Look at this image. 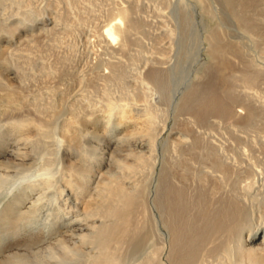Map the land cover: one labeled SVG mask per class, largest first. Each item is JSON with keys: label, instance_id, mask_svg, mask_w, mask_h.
Returning a JSON list of instances; mask_svg holds the SVG:
<instances>
[{"label": "bare ground", "instance_id": "1", "mask_svg": "<svg viewBox=\"0 0 264 264\" xmlns=\"http://www.w3.org/2000/svg\"><path fill=\"white\" fill-rule=\"evenodd\" d=\"M225 1L239 24L255 30L264 28L261 19L250 15L251 9L264 6V0ZM133 15L129 7H120L106 24L104 40L109 47L117 42L122 49L127 48L133 31L140 29ZM1 27L7 38L0 45V122L20 134L12 147L5 146L0 138V190L6 180L26 170L34 169L29 177L35 179L29 186L34 191L30 205L17 212V195L2 208L0 264H210V258L219 259V264H264V225H250L247 204L253 186H221L218 179L208 186V176L192 169L193 160L204 158L212 160L222 173L228 172L229 166L214 146L195 135L187 138L177 127L163 135L167 125L160 128L157 105L144 92L124 94L119 99L124 103L116 104L106 87L122 74L116 60L97 57L80 69L82 63L72 61L69 86L76 87L66 85L56 92V79L69 64L63 63L61 69L54 63L44 64L42 71L32 74L30 59L20 61L6 54L15 40L33 44L40 35L23 37L18 25ZM209 37V53L218 64L224 87L195 85L184 95L179 110L188 111L201 123L211 116L231 115L254 121L257 111L249 103L245 104L246 114L234 112L238 95L233 87L238 81L252 87L264 72L253 69L239 45L225 42L220 31H213ZM166 63L162 59L146 60L144 69L138 71L140 79L158 89L163 102L171 99L172 66ZM236 68L239 72H234ZM101 81L104 100L99 101L105 102L103 111L107 113L101 122L103 132L90 129L82 118L83 114L93 116V112L88 113L92 109L87 108L99 103L91 94ZM86 98L88 107L83 103ZM114 114L120 115L115 124L123 123L122 129L110 126ZM162 140L166 150L179 155L158 154ZM25 172L23 179H30ZM47 202L59 203V211L72 212L73 218L45 216V227L55 232L53 242L40 246L43 231H24L30 235L24 240H40L30 246L20 237L15 240L17 231L30 226L27 219L34 211L31 208L40 214ZM151 220L160 222L159 235L152 230Z\"/></svg>", "mask_w": 264, "mask_h": 264}, {"label": "rangeland", "instance_id": "2", "mask_svg": "<svg viewBox=\"0 0 264 264\" xmlns=\"http://www.w3.org/2000/svg\"><path fill=\"white\" fill-rule=\"evenodd\" d=\"M120 7H129L134 14L133 18L140 25V29L133 31L130 44L125 49H122L120 43L117 42L112 44L113 47H109L104 40L103 32L106 24L112 21ZM250 15H254L264 22V6L251 9ZM10 25H18L19 31L22 30L20 33L23 32V37L40 35L33 44L27 45L23 44L21 39L15 40L6 54L20 61L21 59L23 61L26 58L30 59L32 63L29 64L28 69L30 68L32 74H38L44 64L54 63L55 67L59 69L62 68L63 63L69 64V67L65 66L66 68L61 69L63 73L60 78L56 79L58 84V86H54L56 92L59 88L71 85V79L68 76L72 69L70 64L72 61L77 60L82 63L79 69L82 68V65L95 62L98 59L118 61L121 64L122 74L106 85L108 90L112 91L113 98H116L114 102L122 105L124 102L119 99L124 94V96H133L138 91L144 92L146 97L150 96L152 102L157 105L160 128L167 125L165 130L162 129L163 135H166L169 128L177 127L179 130H183L180 134H186L187 138L195 135L200 137L205 144L209 143L214 146L221 159L229 166L228 172L222 173L212 160L204 158L193 160L192 169L196 173L208 176V186H213L216 179L221 182V186H253L247 197V204L251 211L250 225L255 228L264 225V219L261 218V215H264V76L252 87H245L241 81L236 82L233 87L238 95V101L233 104L234 112L246 114V103L256 108V118L250 123L234 115L211 116L208 121L201 123L196 121L188 111L179 110L184 95L195 85L202 84L203 88L210 84H214L218 89L224 87L218 77V64L209 53L211 48L209 36L213 31H220L225 42L238 44L252 68L264 72V28L255 30L239 24L225 0H203L202 2L198 0H0V45L7 38L1 26L10 27ZM153 59H162L167 62L166 65L172 66L170 101L163 102L159 97L161 95L158 89L149 81L139 77L140 71L144 69V62L146 60L153 61ZM32 64L34 67L31 66ZM238 70L239 68H236L234 72H239ZM102 82H100L99 89L91 94L93 101L97 103L99 100H104V98L101 99V90L103 89L101 84L104 83ZM71 87L75 88L76 86L72 84ZM83 103L88 104V99L86 98ZM79 107L81 106L79 105ZM105 108L103 101H99L96 107L92 105L87 108V111L92 109L88 112L89 114L93 112V116H85V114L82 116L88 122H85L87 127L98 128L103 132L101 122H104L103 119L107 114L103 111ZM119 120L120 115L114 114L110 126L117 130L122 129L123 123L115 124ZM92 126L94 127L92 128ZM7 127V123L3 121L1 124L0 122V138L1 140L3 138L5 146L12 147L20 133L17 132V134ZM82 128L84 127L82 126ZM104 134L105 136L109 135L108 133ZM7 142L9 143L7 144ZM165 144V140L160 142L158 154L164 153L172 157L179 155L174 150H166ZM32 171L35 170L24 172L29 177L33 173ZM23 173H18L1 185L0 213L2 208L17 195L19 199H16L17 203L15 202L14 205L17 212L21 208V210L26 208L27 204H31L30 196L34 191L29 186L31 180L35 178L29 177L30 179H28L26 177L23 179ZM194 185L198 186L199 183L195 181ZM48 205L50 209L52 208L51 210ZM59 205V203L47 202L43 210H40V214L39 210L31 208L34 210L29 216L31 220L27 219L31 227L24 226L20 232H16V236L18 235L17 237L23 239L25 243L28 242L25 244L26 246H30L40 240L35 237L30 238L33 239L32 241L28 239L29 237H27L28 240H24L29 235L25 233L27 231H37L38 233L43 231L46 238H43L40 246L46 242H53L55 232L51 231L50 226L45 227V219L52 215L54 218L58 216L70 220L74 215L72 212L66 213L63 209L59 211ZM46 210L49 211V214ZM51 211L53 212L51 213ZM46 215L49 216L45 217ZM39 216L40 218H38ZM66 226H63L64 229H67ZM159 227V221H156L155 224L152 223V230L156 235L160 234ZM16 236L12 237L15 239ZM18 238L15 240L19 241L20 238ZM208 262L210 264L220 263L219 259L215 258H210Z\"/></svg>", "mask_w": 264, "mask_h": 264}]
</instances>
